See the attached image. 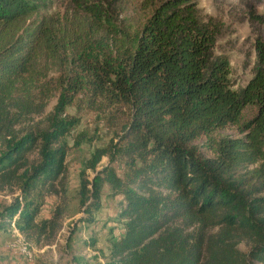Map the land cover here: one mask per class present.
<instances>
[{"label":"trees","instance_id":"16d2710c","mask_svg":"<svg viewBox=\"0 0 264 264\" xmlns=\"http://www.w3.org/2000/svg\"><path fill=\"white\" fill-rule=\"evenodd\" d=\"M35 1L0 0V191H18L0 217L25 237L53 230L58 207L50 219L34 218L44 196L62 188L60 138L75 125L60 117L66 88H84L95 106L129 117L125 179L102 168L80 180L87 211L98 205L101 179L124 201L123 232L105 264H264V40L254 41L252 76L234 90L227 60L213 55L218 29L199 20L196 0H159L133 36L96 20L68 36L78 53L103 44L119 68L81 55L66 64L48 21L27 23ZM52 71L57 76L47 77ZM63 85L48 123H23ZM248 104L256 111L240 135L218 134Z\"/></svg>","mask_w":264,"mask_h":264},{"label":"rangeland","instance_id":"374dc122","mask_svg":"<svg viewBox=\"0 0 264 264\" xmlns=\"http://www.w3.org/2000/svg\"><path fill=\"white\" fill-rule=\"evenodd\" d=\"M158 1L36 0L26 16L29 26L37 24L42 18L48 21L57 34L61 51H66V64L72 57L81 55L110 61L114 68H119L120 63L114 53H109L103 44L93 43L78 53L69 46L68 36L77 24L91 20L99 21L119 34L133 36ZM196 9L201 22L216 25L218 33L213 55L227 60L229 85L234 90H240L255 69L254 41L264 40V0H196ZM48 76L56 77L57 72L52 71ZM64 88L65 85L54 91L43 111L31 115L23 123H48L46 119L53 113L59 97L65 94ZM66 89L69 101L63 106L60 117L65 116L69 122L75 121V125L60 138L66 145L62 188L57 194L44 196L34 218L37 223L50 219L53 210L58 207L60 213L55 219V229L50 231L47 228L41 235L33 233L25 237L5 217H0V264H105L111 240L123 232L118 213L124 201L116 190L101 179L98 205L89 208V211L85 209L89 200L82 204L79 190L82 178L90 181L102 168H110L117 177L125 179V173H128L125 164L127 156L122 150L125 144L122 136L129 121L128 112L124 108L111 109L102 104L95 106L84 88L76 91ZM94 99L95 103L102 100L98 97ZM255 111V105L243 106L236 122L218 134L239 136L238 128ZM203 141L204 138H201L195 143L201 145ZM200 150L202 154H208L204 146ZM32 155L29 154V157ZM97 155L99 157L95 160ZM93 160L92 168L89 165ZM17 194L16 189L12 194L7 190L0 191V213ZM237 248L246 252L247 245L240 242Z\"/></svg>","mask_w":264,"mask_h":264}]
</instances>
